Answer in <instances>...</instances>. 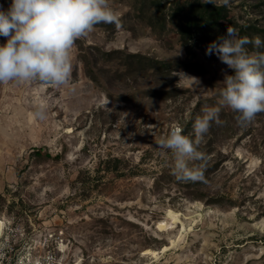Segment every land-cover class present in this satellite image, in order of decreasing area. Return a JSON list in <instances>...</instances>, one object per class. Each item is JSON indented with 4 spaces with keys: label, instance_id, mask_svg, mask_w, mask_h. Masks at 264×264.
<instances>
[{
    "label": "rangeland",
    "instance_id": "374dc122",
    "mask_svg": "<svg viewBox=\"0 0 264 264\" xmlns=\"http://www.w3.org/2000/svg\"><path fill=\"white\" fill-rule=\"evenodd\" d=\"M178 1L162 0L160 13L151 0H110L122 27L99 24L76 42L67 84H0V219L35 234L62 231L69 264H264V113L241 126L221 110L223 124L213 123L198 149L204 181H177L171 152L156 143L173 126L194 138L195 118L217 105L233 74L207 46L226 26L264 40V0H229L228 18L217 20L224 28L207 30L188 55L173 21ZM136 53L151 61L128 59ZM38 110L47 118H35ZM169 208L189 214L193 230L153 261L143 250H159L179 230H157Z\"/></svg>",
    "mask_w": 264,
    "mask_h": 264
},
{
    "label": "clouds",
    "instance_id": "9594fccd",
    "mask_svg": "<svg viewBox=\"0 0 264 264\" xmlns=\"http://www.w3.org/2000/svg\"><path fill=\"white\" fill-rule=\"evenodd\" d=\"M203 2L227 6L229 0ZM99 24L122 27L120 15L111 7L110 0H12L7 10L0 6V36L6 38V43L0 45V84H67L73 72L76 42L88 37ZM249 44L255 49L264 48V40L259 36H240L236 28L228 26L225 35L207 46L206 55L215 54L233 73H225V86L220 90L217 105L205 106L202 115L195 118L194 138L182 134L180 126H173L156 142L162 152H171V171L177 181L205 180L207 156L198 149L212 124H223V108L237 113L236 122L241 126L264 113V52L249 54ZM175 75L195 85L200 83L199 78L183 72ZM33 115L41 120L47 118L44 110ZM190 162L198 163L190 166Z\"/></svg>",
    "mask_w": 264,
    "mask_h": 264
},
{
    "label": "built area",
    "instance_id": "2783aa9c",
    "mask_svg": "<svg viewBox=\"0 0 264 264\" xmlns=\"http://www.w3.org/2000/svg\"><path fill=\"white\" fill-rule=\"evenodd\" d=\"M3 221L0 264H69L65 261L69 253H66L67 244L62 231L35 234L38 230L35 226L28 230L15 220Z\"/></svg>",
    "mask_w": 264,
    "mask_h": 264
},
{
    "label": "trees",
    "instance_id": "16d2710c",
    "mask_svg": "<svg viewBox=\"0 0 264 264\" xmlns=\"http://www.w3.org/2000/svg\"><path fill=\"white\" fill-rule=\"evenodd\" d=\"M151 2L153 6H155L156 11L162 13L165 7V3L163 4L162 0H151ZM174 14L175 18H173V21H175L178 17L180 19L178 23L176 22L177 29L179 30V43L181 44V46H183L185 52L188 55L193 50V41H202V37L206 35L207 30H212L216 25L224 28L225 25L219 24L217 20L227 19L228 9H226L225 5L205 4L203 0H180L177 2V9ZM161 23L163 24V26L166 25L167 21L166 19H164V17ZM238 33L240 36H245L241 28L240 30H238ZM113 52L114 51L104 52L103 55L108 58L113 54ZM127 57L128 59H138L142 62L151 61L150 58L138 53L128 54ZM158 63H163L166 68H170L171 64H173L172 62ZM34 151L35 155L39 158L43 157V155L45 154L43 152V148L36 149Z\"/></svg>",
    "mask_w": 264,
    "mask_h": 264
},
{
    "label": "bare ground",
    "instance_id": "6f19581e",
    "mask_svg": "<svg viewBox=\"0 0 264 264\" xmlns=\"http://www.w3.org/2000/svg\"><path fill=\"white\" fill-rule=\"evenodd\" d=\"M191 217L189 214L182 213L180 211H175L172 208L166 210L165 218L163 220L158 221L157 230L160 232H167L169 230H174L179 226L178 233L171 237L167 244L161 246L159 250L146 248L143 250L142 255L149 257L153 261H157L160 259L161 255L167 253L169 250L176 248L179 243L182 241L185 242V238L188 232L193 230V227H187L185 220H189ZM4 229V221L0 219V234ZM152 261V262H153ZM75 264H81V259H77ZM146 264H151L147 262Z\"/></svg>",
    "mask_w": 264,
    "mask_h": 264
}]
</instances>
